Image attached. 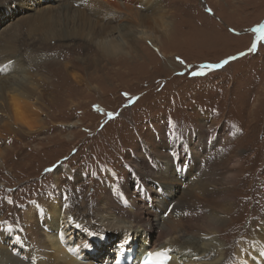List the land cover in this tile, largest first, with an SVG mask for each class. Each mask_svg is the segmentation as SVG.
<instances>
[{"label": "rangeland", "instance_id": "rangeland-1", "mask_svg": "<svg viewBox=\"0 0 264 264\" xmlns=\"http://www.w3.org/2000/svg\"><path fill=\"white\" fill-rule=\"evenodd\" d=\"M104 1L113 6L105 17L94 19L86 13L79 22L84 10H62L61 4L69 5L67 0H0V68L15 64L27 69L44 91L43 96L34 94L32 98L36 103L32 127L0 125V219L6 217L2 226L10 235L3 245L9 244L17 253L23 251L24 242L13 240L24 232L23 215L31 202L45 207L60 193L72 197L76 188L82 198L94 200V206L89 207L92 221L101 225L97 213L114 204L104 199L112 184L135 191L136 181L142 180L157 187L166 174L165 166L161 173L157 158L186 154L185 146L192 144L206 154V142L215 133L212 159L218 162L217 167L229 166L219 170L221 186V174L234 165L233 152L240 153L241 165L237 177L232 175L236 182L229 193L236 204L229 226L222 228L224 235L215 233L210 239L201 232L200 240L185 237L205 244L210 255L193 257L192 247L189 255L185 250L178 254L185 264L188 260L190 264H212L215 258L223 261L226 253V262L233 264L238 240L259 231L264 220V37L257 31L264 27V0ZM45 6L52 7L47 14L58 19L59 27L63 19L77 15L75 24H89L85 26L89 34L93 33L90 25L98 22L109 24L116 36L125 30L115 27L127 25L136 13L142 18L148 15V22L134 26L133 34L150 31L160 50L141 37L131 39L123 49L130 55L100 50L84 34L63 41L54 37L45 40L51 32L35 19L41 18ZM165 24H169L168 30ZM253 44L256 50L250 51ZM231 57L237 59L220 70L205 69L208 74L198 77L189 74L197 66L220 64ZM12 73L2 72L0 77ZM108 113L118 115L109 119ZM171 166L180 192L184 184L179 169L174 163ZM140 176L143 179H137ZM126 195L123 191L122 196ZM112 197L115 206L127 208ZM82 198L75 203L72 200L70 207H78ZM44 229L42 226L43 233ZM62 230L69 231L67 226ZM119 231L109 234L107 243L94 236L96 250L86 248L82 260L90 257L102 263L106 248L123 238ZM69 233L64 236L68 247L73 239L78 241ZM131 240L137 241L133 248L139 249L142 237ZM131 254L133 259L138 255L122 250L120 264H127Z\"/></svg>", "mask_w": 264, "mask_h": 264}, {"label": "bare ground", "instance_id": "bare-ground-1", "mask_svg": "<svg viewBox=\"0 0 264 264\" xmlns=\"http://www.w3.org/2000/svg\"><path fill=\"white\" fill-rule=\"evenodd\" d=\"M55 1L61 3V0ZM67 1L69 5L65 3L61 4L60 7L62 10L78 12L83 9L87 11H82L80 16L78 15L79 22L85 19L86 13L94 16V19H99L100 17H105V13L111 10L110 7L113 8L109 1L104 0ZM125 1L122 0V3ZM155 6L157 9L158 4L156 2ZM51 8L50 6H45L43 12L40 9L41 18L35 17L38 24H46L45 26L41 25V27L45 28L47 32H51L44 38L45 40L54 37L62 39L63 41V39H68L72 36L76 38L84 34L88 41L94 43L98 48L100 47V50L102 48L105 52L109 50L115 53V55H119L120 53L129 54L128 49H125L124 52L123 49L130 43L131 39L141 37L142 39L149 40L157 50H160L157 43L158 40L152 36L150 31L148 33L139 30L138 33L133 34L134 26L137 24L141 26L143 23L148 22V18L146 20L148 15H144L142 18L136 13V18H133L131 22L128 21L127 25L115 27L117 30H125L123 32L118 31L119 35L115 36L113 35L114 30L110 29L111 26L108 27L109 24L105 23V26H101L98 22L90 25L91 32L93 33H86L88 30L85 26L89 24H75L77 15H74L75 18H70L69 16L65 21L64 19L63 21L61 20L62 22L60 23H63V25L59 27L58 19L50 18L49 14H47ZM160 8L162 9L163 5ZM69 14L70 12H68ZM72 22L73 24H68ZM66 24L70 28L68 26L65 27L64 25ZM168 25L165 24L164 26L166 30H168ZM98 27L101 28L96 30ZM137 28L139 29V27ZM164 34H166V31H164ZM127 37H130V39ZM115 55L114 57H116ZM2 72L15 73L0 77V114H2L0 125H6L5 127L7 128L8 126L17 125L32 127L34 123L31 120V116L33 111H35L34 109H36L34 107L36 104L35 100H32V98H34V94L42 95L41 93L44 92L39 89L40 83L37 82V79H34L36 78L34 75L28 73L27 69L16 67L15 64L8 66L4 64L0 68V73ZM227 136L228 134H226ZM216 137L215 133H212L210 139L206 142L209 145L206 147V154H203L197 147H193L192 144L185 146L186 154L176 155L174 158H157V161H155L161 163V173H164V166L166 172L161 178V181H157V187L154 186V183H146L142 180L136 181L135 191H130L128 187L123 188L122 186L116 188V186H113L115 183L112 184L109 190L110 193H105L104 199L106 201H112L114 204L107 205L104 211L97 213L101 225L92 221L89 207L94 206V200L86 199L87 196L82 198V195L77 192L79 190L78 188L74 190V194L71 191L72 197L68 196L67 198V195L64 193L53 196L51 203L45 207H42L37 202H31V205L23 215L25 224L21 227L24 228V232L21 236L15 235V240H13L16 243L24 242L25 244V249L18 253L9 244L3 245V242L8 241V238H10L9 231L6 230V227L2 226V223L6 221V217H3L0 219V264H32V260H35L36 264H120L121 253L124 249L129 250V252H136V255L144 252L145 249L153 252L166 251L172 257L170 264H185L178 253L184 252L185 250L189 255V247H192V251L195 252L193 257L196 254H204L203 258L205 259L211 253H208V250H204L205 244H201L196 240L199 239V235H202L201 232H204L203 236L211 237L210 239H213L215 233L217 235H224L222 228L230 223L231 211L236 204L234 195H229V193L234 188L236 182L234 178L238 175L239 170L237 167L241 165L240 153L234 151V165L232 164L231 170L226 172L222 171L223 181L221 186L219 182V179H221L219 170L221 168H229V166L217 167L218 162L215 163L212 159V153H214L212 150L214 149L213 146L215 145L214 140ZM250 150L252 151L253 149L250 148ZM247 151V153L251 152L249 150ZM201 154L203 155L200 157L199 155ZM222 160H219L220 164H222ZM244 160L250 166L247 156ZM173 163L178 167L179 175L184 184L180 192L176 190V184L174 183V178L177 176H173L174 173L171 172L175 169L171 166ZM185 171L189 174H185ZM232 175H234V178H232ZM141 176L139 178L137 177V179H143ZM218 184L220 188H218ZM123 191L127 194L126 196H122ZM112 195L118 198V202L121 201L127 208H124V206L121 207L120 205L119 207L115 206L116 202ZM81 198L82 200L78 207H70L72 200L75 203ZM177 201L178 203L176 204ZM157 202H160V204ZM69 217H72L71 225L68 222ZM76 224H80L81 227L76 229ZM42 226H45V233L41 230ZM64 226H67L71 234H74V237L78 238L76 245L80 248L79 252L70 251V247L65 246L66 241L60 238L61 235L69 236L70 234L69 231L62 230ZM228 226L229 224L226 227ZM117 230L123 232H118L120 235L124 234L123 238L110 248H106V253L101 259L102 263H98L90 257L82 260L81 256L84 255L86 248L92 252L96 250L95 243L93 242L94 236L96 241L103 240L107 243L109 234L114 235ZM93 233L95 234L93 235ZM96 233L100 235H96ZM152 233L156 234L154 235L155 238L153 241ZM187 235H191L196 240H192L191 237L185 239ZM139 236L142 237V243L140 244V248H136L135 250L133 243L137 241L134 240L132 242L131 239H137ZM22 238H25V241ZM85 244L89 246L85 248ZM263 251L264 220L259 231L255 230L246 239L240 238L238 240L235 247V257H237V260L235 262L233 261V264H264ZM137 256H134V259ZM225 258L226 253L223 261L215 258L212 264H231L227 263ZM115 259L116 262L114 263ZM188 261L189 263H187L190 264V260ZM129 264H137L136 259L129 262Z\"/></svg>", "mask_w": 264, "mask_h": 264}, {"label": "snow or ice", "instance_id": "snow-or-ice-1", "mask_svg": "<svg viewBox=\"0 0 264 264\" xmlns=\"http://www.w3.org/2000/svg\"><path fill=\"white\" fill-rule=\"evenodd\" d=\"M209 11H211L209 9ZM257 31H260L262 33V37H264V27H262L261 29H258ZM256 44L252 45V48L250 49V51H255L256 50ZM241 56L245 55V53H241ZM237 59V57H231L229 59L224 60L222 63L220 64H203L200 66H197V70L193 71V70H189V74L193 77H198V76H204L207 75L208 73L205 71V69L208 70H220L222 67H224L226 64L230 63L232 60ZM177 60L179 61V63L181 64H185V62L183 60H180L179 57H177ZM180 75H184V73H179ZM126 98L128 97V93H124L123 94ZM96 111H101V109H99L98 107L94 106ZM118 115L116 113H108L109 119H113L115 118V116ZM46 172H50L52 171V169H46ZM68 222L71 225L72 223V217L68 218ZM81 226L80 224H76L75 228L79 229ZM95 233H93L94 235ZM62 240L66 241V237H64L63 235H61L60 237ZM88 244H85L84 247H88ZM70 251H76L79 252L80 248L79 246L76 245L75 243V239H73L72 244L69 248ZM141 257H143V259H141ZM137 264H153L154 261H159L160 264H170L172 257L171 255H169L166 251H159V252H153L150 251L148 249H145L144 252L140 253L136 258ZM32 264H36L35 260H32Z\"/></svg>", "mask_w": 264, "mask_h": 264}]
</instances>
